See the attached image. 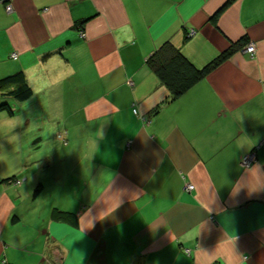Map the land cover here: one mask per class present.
I'll list each match as a JSON object with an SVG mask.
<instances>
[{
	"label": "crops",
	"instance_id": "1",
	"mask_svg": "<svg viewBox=\"0 0 264 264\" xmlns=\"http://www.w3.org/2000/svg\"><path fill=\"white\" fill-rule=\"evenodd\" d=\"M1 105L0 264H264V0H0Z\"/></svg>",
	"mask_w": 264,
	"mask_h": 264
},
{
	"label": "trees",
	"instance_id": "2",
	"mask_svg": "<svg viewBox=\"0 0 264 264\" xmlns=\"http://www.w3.org/2000/svg\"><path fill=\"white\" fill-rule=\"evenodd\" d=\"M231 51L233 48L224 51L203 68L197 69L172 44L165 43L148 58L147 64L175 99L224 61ZM6 80L22 82L21 86L13 93L17 99L24 100L31 95L30 88L24 82L23 74L18 73ZM4 107L6 105L0 106V108ZM41 187L42 185L38 184L34 192L39 193ZM52 216L56 219H64L70 217L71 214L56 210Z\"/></svg>",
	"mask_w": 264,
	"mask_h": 264
},
{
	"label": "built area",
	"instance_id": "3",
	"mask_svg": "<svg viewBox=\"0 0 264 264\" xmlns=\"http://www.w3.org/2000/svg\"><path fill=\"white\" fill-rule=\"evenodd\" d=\"M5 10L7 12L11 11L12 10V6L11 4H6L5 6ZM244 51L247 52L248 54H250L251 56L254 55L255 53V45L254 43L250 42L248 43L245 48H244ZM133 112L136 114L137 113V110L136 109H133ZM256 151L253 150V151H250L248 154L244 155L241 160H240V164L242 167H249L255 160H256ZM19 182V181H17ZM184 189L187 190V191H190L193 189V185L192 184H189V183H185L184 185ZM187 254H189V250L188 249H185L184 250Z\"/></svg>",
	"mask_w": 264,
	"mask_h": 264
},
{
	"label": "clouds",
	"instance_id": "4",
	"mask_svg": "<svg viewBox=\"0 0 264 264\" xmlns=\"http://www.w3.org/2000/svg\"><path fill=\"white\" fill-rule=\"evenodd\" d=\"M15 123L14 118L8 117L6 113H0V132H7Z\"/></svg>",
	"mask_w": 264,
	"mask_h": 264
},
{
	"label": "rangeland",
	"instance_id": "5",
	"mask_svg": "<svg viewBox=\"0 0 264 264\" xmlns=\"http://www.w3.org/2000/svg\"><path fill=\"white\" fill-rule=\"evenodd\" d=\"M34 127H35V126H31V128H34ZM46 127H48V126H42V130H43L44 128H46ZM33 141H34V140H32L31 143H33ZM60 145H61V143H60ZM47 168H49V166H48Z\"/></svg>",
	"mask_w": 264,
	"mask_h": 264
},
{
	"label": "snow or ice",
	"instance_id": "6",
	"mask_svg": "<svg viewBox=\"0 0 264 264\" xmlns=\"http://www.w3.org/2000/svg\"><path fill=\"white\" fill-rule=\"evenodd\" d=\"M55 227H56V226L54 225L53 228L55 229ZM54 234H55V232H54Z\"/></svg>",
	"mask_w": 264,
	"mask_h": 264
}]
</instances>
